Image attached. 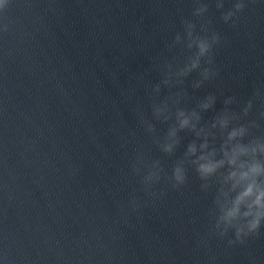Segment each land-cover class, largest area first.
<instances>
[{
  "label": "water",
  "instance_id": "obj_1",
  "mask_svg": "<svg viewBox=\"0 0 264 264\" xmlns=\"http://www.w3.org/2000/svg\"><path fill=\"white\" fill-rule=\"evenodd\" d=\"M199 2L203 17L192 14L197 0H0V264H264V223L233 244L232 230L213 228L216 177L204 189L186 165L182 187L167 180L194 136L179 133L171 156L156 143L175 121L154 119L152 105L180 91L187 109L216 96L204 126L225 99L238 114L252 100L239 123L255 121L251 136L264 137V0H244L228 23L234 0ZM185 20L220 37L212 65L202 62L216 75L199 89V70L162 84L165 64L182 67L189 54L183 42L169 47L186 37ZM156 160L152 196L141 180Z\"/></svg>",
  "mask_w": 264,
  "mask_h": 264
},
{
  "label": "clouds",
  "instance_id": "obj_2",
  "mask_svg": "<svg viewBox=\"0 0 264 264\" xmlns=\"http://www.w3.org/2000/svg\"><path fill=\"white\" fill-rule=\"evenodd\" d=\"M197 7L192 13L194 16L203 17L208 11V5L197 0ZM217 9L224 7L222 0H218ZM246 7L244 0H234L232 10L222 14V19L228 23ZM4 5L0 3V9ZM186 37L178 33L173 44L184 43L188 55L182 67L173 68L170 63L165 64L162 84L168 87L181 86L184 78L199 70L200 79L193 81L192 88L199 89L205 81L212 79L216 73L211 67H202V62L212 65L213 46L219 43L220 37L213 32L211 37L201 36L196 33V25L185 20ZM7 29L5 28V31ZM202 32H207L205 25L201 26ZM153 91L158 95L161 91L160 85H156ZM184 93L176 92L159 103H153L152 116L156 120L167 122L174 118L161 141L156 139L160 150L171 156L180 144L181 132H189L194 139L187 144L183 158L177 160L172 167L171 176L166 177L173 188L179 189L187 181L186 165H191L197 176L205 183L202 188L209 187L208 182L217 178L219 184L218 194L215 198L216 212L213 228L221 237L228 234L229 230L234 232L235 240H229V244L243 239L249 235L258 234L262 223H264V137L251 136V129L256 128L255 121L239 123L242 118L248 117L253 101L249 100L238 114L230 111L227 107L234 102L229 97L224 100V109L220 111L211 121L210 126L201 124L202 113L214 108L216 96L208 94L194 108L180 107ZM259 95V92L256 93ZM173 107L175 111L173 112ZM264 115V114H262ZM141 122L146 125L148 133H155V126L142 118ZM216 130L222 137L219 148L210 145L209 137L215 139ZM199 141V143H198ZM144 165L142 156H138L136 163L132 165L136 175H140ZM147 172L142 176L143 190L149 195L155 196L151 189L161 180L163 169L160 161L156 160L147 165ZM140 205L133 197L131 207L135 210Z\"/></svg>",
  "mask_w": 264,
  "mask_h": 264
}]
</instances>
